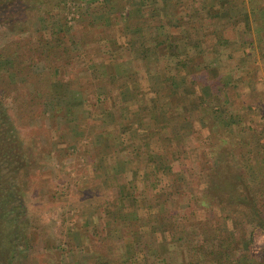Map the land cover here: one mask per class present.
Instances as JSON below:
<instances>
[{
	"label": "trees",
	"instance_id": "trees-1",
	"mask_svg": "<svg viewBox=\"0 0 264 264\" xmlns=\"http://www.w3.org/2000/svg\"><path fill=\"white\" fill-rule=\"evenodd\" d=\"M4 2L0 20L12 15L32 24L38 39L35 54L51 72L22 90L26 76L17 44L8 38L0 46L3 127L10 126L7 114L13 106L22 120L37 108L44 113L62 112L56 102L61 84L67 82L61 83L65 74L58 63L74 61L80 67L77 60L83 57V69L78 67L77 74L92 72L95 93L103 97V101L96 97L95 120L110 127L92 141L93 151L103 154L104 144L112 146L114 157L107 166L112 177L126 181V172L136 177L123 189L116 186L110 211H104L105 240L114 253L96 256L95 264H264V245L260 257L250 253L252 236L256 231L264 234V119L252 127L251 107H247L249 119L227 108L228 88L236 89L240 82L229 73L231 61L247 59V45L226 38V32L249 33L246 19L251 15L256 40L264 43V0H257L248 8L249 14L242 16L231 0ZM26 10L36 12L37 18L22 19ZM233 15L238 16L240 27ZM71 21L87 29L69 33ZM6 27L0 21V30L8 31ZM209 37L213 40L210 46ZM53 49H60L61 54L55 56ZM235 50H240L236 58ZM4 100L10 101L6 108ZM203 129L215 145L200 152L206 168L202 164L201 180H194L174 166L180 159L188 161L186 140L197 138ZM225 143L229 145L222 146ZM1 149L0 200L10 193L6 176L14 174L11 169L7 174V169L17 154L11 148ZM210 160L218 164L209 169ZM231 161L237 163L235 170ZM185 202L195 203V208L208 215L192 220L179 216ZM2 217L1 213L0 264H4L1 259L15 264L17 247L10 236V223ZM234 235H238L235 240Z\"/></svg>",
	"mask_w": 264,
	"mask_h": 264
},
{
	"label": "rangeland",
	"instance_id": "rangeland-1",
	"mask_svg": "<svg viewBox=\"0 0 264 264\" xmlns=\"http://www.w3.org/2000/svg\"><path fill=\"white\" fill-rule=\"evenodd\" d=\"M4 1L0 0V5L5 3ZM256 1L231 0L232 6L236 12L239 11L240 16L249 14L248 8H251ZM190 8L191 6L186 9ZM29 11H24L21 18L26 20L37 18L36 12ZM70 18L69 15L68 20ZM234 20L236 27H240L241 24L235 18ZM246 20L247 28L251 27L250 32L245 34L240 32V35H236L233 31L230 40L247 45L244 47L247 59L243 64L236 59V61L232 60L230 65L232 72L229 73L232 77L239 78L240 82L250 80L251 83H248L244 89L239 84L236 89L228 88L230 100L227 108L237 116L249 119L245 114L249 115L247 107H251L253 113L251 112L250 119L254 122L251 126L255 127L262 124L264 119V43L256 40L254 20L251 15ZM0 21L8 30H0V46L8 38L16 42L20 59L24 62L22 68L26 76L21 89L26 90V87L35 82L38 76L51 71L44 68L43 62L35 54L38 39L35 37L36 33H33L35 30L31 23L19 22L13 19L12 15L2 17ZM8 22H11L10 25H7ZM71 22L73 29L70 28L69 33L77 28L87 29L85 25L79 26L74 21ZM86 36L90 35L86 34ZM53 54L60 55V49H53ZM237 55L236 53L234 58ZM63 57L65 58V55ZM77 61L80 67L74 61L68 63L71 65L67 64V60L58 63L61 66L60 72L65 74L61 83L67 82V85L61 84L56 102L58 107L62 108V112L44 113L42 108H37L23 116L22 120L15 114L17 109L13 106L11 107L13 110H8L7 114L10 121L6 124L10 126L3 127L5 123L0 122V151L3 150L1 148H6V151L11 148L17 153L11 158L10 168L7 169V174L10 173V169L14 174L6 176L10 193L3 195L4 198L0 200V214L2 213L3 216L1 220L10 223L8 225L10 236L17 247L15 264H70L71 261L77 260L80 264H95L96 256H105V252L109 255L114 253L111 245L105 240L104 213L110 211L109 204L116 196V186H121L120 189H123L127 181L135 180L136 177L132 173H124L126 181L112 177L111 171L107 170L114 157L112 146L104 144L103 148L106 152L103 154L93 151L95 147L92 146V141H97L96 136H100L107 127H102L95 120L96 97L100 101H103V97H98L95 93L96 87L91 80V71L77 74V68L82 70L85 62L83 57ZM239 65H244V68H239ZM79 89L84 93L76 92ZM245 89L252 94V97L248 93H243ZM4 103L6 108L10 101L4 100ZM70 110L74 111L73 114L67 115ZM3 117L0 115V121ZM11 129L12 131H9ZM194 140L193 145L188 144L186 140L189 159L187 162L180 159L174 170L182 169L190 178L201 180L199 168L202 164L206 168V160L200 157V152L205 146L215 144L209 137L208 131L204 129ZM227 145L229 144L225 143L222 146ZM158 149L163 153L162 148ZM98 156L101 157L102 168L99 167L101 163L97 161ZM216 162L217 165L218 161ZM221 164L223 165V159ZM236 164L231 161L233 170ZM216 165L210 160L208 167L210 169ZM18 166L21 167L19 170ZM188 166L194 174L193 177L190 176ZM140 187L141 183L137 181V188ZM182 206L184 210L179 216H186L190 220L202 219L203 216L208 215L204 209L195 208L193 202L189 204L185 202ZM144 212L147 214L148 211ZM140 215L145 216L142 211ZM229 229H232L231 225ZM237 238L238 235H234L233 239ZM263 245L264 234L256 231L252 236L250 253L260 257ZM1 262L6 263L5 259H1Z\"/></svg>",
	"mask_w": 264,
	"mask_h": 264
},
{
	"label": "crops",
	"instance_id": "crops-1",
	"mask_svg": "<svg viewBox=\"0 0 264 264\" xmlns=\"http://www.w3.org/2000/svg\"><path fill=\"white\" fill-rule=\"evenodd\" d=\"M191 6V5H190ZM188 8H189V6H188ZM236 19V17L233 15V17H232V19ZM217 26H218V24H217ZM219 27V26H218ZM226 33H228L229 35L226 37V38H230L231 36V33L230 32H226ZM237 35V34H236ZM239 35H240V33H239ZM241 37V36H240ZM212 37H209L208 38V40H207V45L208 46H210L212 43H213V40H210ZM238 38V37H237ZM240 54V50H235L234 51V54ZM238 55L236 56V57H238ZM240 62V61H239ZM244 63V60L240 63V64H243ZM239 67L241 68H244V65H239ZM250 84L251 83V81L250 80H248V81H242V82H239L238 84L240 85V87H242L243 89L245 88V86L247 85V84ZM244 94H250L249 93V91H247L246 89H245V91L243 92ZM228 94H230V93H228ZM252 94H250V96H251ZM252 97V96H251ZM246 116H247V114H245ZM187 141H188V144H190V145H193V142L195 141L194 140V137H191V139L189 138V140L187 139ZM163 146H165L166 144H162ZM126 173H128V172H126Z\"/></svg>",
	"mask_w": 264,
	"mask_h": 264
}]
</instances>
